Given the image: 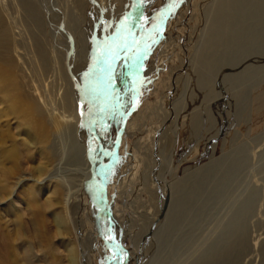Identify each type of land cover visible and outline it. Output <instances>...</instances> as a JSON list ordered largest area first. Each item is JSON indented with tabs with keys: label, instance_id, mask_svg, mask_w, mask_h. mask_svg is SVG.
<instances>
[{
	"label": "rangeland",
	"instance_id": "obj_1",
	"mask_svg": "<svg viewBox=\"0 0 264 264\" xmlns=\"http://www.w3.org/2000/svg\"><path fill=\"white\" fill-rule=\"evenodd\" d=\"M132 6L0 0V264H264V0H144L125 77Z\"/></svg>",
	"mask_w": 264,
	"mask_h": 264
},
{
	"label": "water",
	"instance_id": "obj_2",
	"mask_svg": "<svg viewBox=\"0 0 264 264\" xmlns=\"http://www.w3.org/2000/svg\"><path fill=\"white\" fill-rule=\"evenodd\" d=\"M143 3H144V0H139L137 6L133 10L132 17H131V31L128 37V44H127V49H126L128 59L127 61L125 60V77L128 76V73H129V68H130V63H131V58H132V50L136 42V34H137L138 26H139V16H140V12L142 11ZM124 84H125V79L121 85L116 86V89L112 94L105 95V96L102 95L100 98H98L96 102L92 105V110L88 114L89 115L88 125L90 128V134L97 141L99 152L101 154V157L99 158V160H96V159L93 160V164L91 167V170L93 173V183L95 184L96 193L101 202L100 214L105 211L110 224L113 220V217H112L113 215H112V211H111V207H110V203L108 199V175H107V164L105 161V156H106L105 151L106 150L104 149V145L97 131L92 126L91 120H92V117H94L102 107L110 104L115 99V97L121 92V86ZM98 163L100 164L99 165L100 169L98 167ZM99 174H100V179L98 177ZM96 226H97L99 235L103 236L99 219L97 220ZM110 240L113 243V246L111 247L113 252H112L111 258L106 264H113L121 256L119 246L114 240V237L112 235H110ZM106 243L109 244V242L107 241Z\"/></svg>",
	"mask_w": 264,
	"mask_h": 264
},
{
	"label": "bare ground",
	"instance_id": "obj_3",
	"mask_svg": "<svg viewBox=\"0 0 264 264\" xmlns=\"http://www.w3.org/2000/svg\"><path fill=\"white\" fill-rule=\"evenodd\" d=\"M138 2H139V0H133V6H132V13H133V10H134V8L137 6V4H138ZM28 7H27V9H28V12H29V14H30V16L31 17H33L34 16V14L36 13L35 12V10H34V8L31 6V5H27ZM40 48V47H39ZM40 57H41V59L43 60V61H47V56L45 55V54H43V53H40ZM112 81H113V85H114V89H113V91L110 93V94H112L114 91H115V89H116V86L117 85H119L118 84V82H117V80H116V75H115V73L113 74V76H112ZM97 115V114H96ZM96 115L94 116V117H92V126L95 128V130L97 131V129H96V126H95V119H96ZM58 116V115H57ZM61 116V115H60ZM66 117L67 116H64V115H62L61 116V118H60V120L62 119V121L63 122H68L67 120H66ZM63 125H65V124H63ZM67 125V124H66ZM64 127V126H63ZM66 127V126H65ZM64 127V128H65ZM60 128V127H59ZM72 128L75 130V126H72ZM76 131V130H75ZM89 132H90V130H89ZM98 133V132H97ZM76 137V136H75ZM94 138V137H93ZM76 139V138H75ZM95 139V138H94ZM77 140V139H76ZM96 141V140H95ZM71 142V141H70ZM96 143H97V141H96ZM103 143V142H102ZM75 144V143H74ZM73 144V145H74ZM98 144V143H97ZM71 146V145H70ZM83 146V145H82ZM76 148H78L79 149V146L78 145H76ZM75 148V149H76ZM75 152V151H74ZM86 152V151H85ZM84 154V153H83ZM75 155V154H74ZM80 155V154H79ZM79 157V156H78ZM85 160V159H84ZM72 162V161H71ZM82 162H85V161H82ZM74 163V162H73ZM83 164V163H82ZM71 165H72V163H71ZM79 165V164H78ZM86 164H83V168H84V166H85ZM79 167H81L80 165H79ZM86 168V167H85ZM79 169V168H78ZM82 169V168H81ZM72 173H74V172H72ZM85 174H87V173H85ZM73 175V174H72ZM76 177V176H75ZM81 177V176H80ZM82 179V178H81ZM80 184V183H79ZM79 185L77 184V181H76V183L75 184H72V185H70L69 187H68V189H67V196H69V194L73 191V189H75L76 187H78ZM55 191H57L58 189H60V187H59V185H56L55 186ZM64 191V190H63ZM65 192V191H64ZM63 192V193H64ZM57 192H55V194H56ZM58 194V193H57ZM109 199V198H108ZM121 257V256H120Z\"/></svg>",
	"mask_w": 264,
	"mask_h": 264
}]
</instances>
